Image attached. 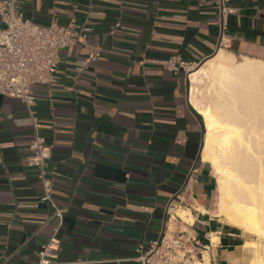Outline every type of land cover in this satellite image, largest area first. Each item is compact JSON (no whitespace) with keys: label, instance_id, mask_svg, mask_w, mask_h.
<instances>
[{"label":"crops","instance_id":"1","mask_svg":"<svg viewBox=\"0 0 264 264\" xmlns=\"http://www.w3.org/2000/svg\"><path fill=\"white\" fill-rule=\"evenodd\" d=\"M17 6L41 25L75 20L81 38L59 51L56 81L33 86L61 225L29 161L28 106L0 94V264H37L55 234L60 264H140L132 259L139 246L164 232L206 245L212 264H251L256 237L213 213L218 186L203 156L205 121L190 102L188 68H173H196L220 49L264 61V0H227L223 11L220 0Z\"/></svg>","mask_w":264,"mask_h":264},{"label":"bare ground","instance_id":"2","mask_svg":"<svg viewBox=\"0 0 264 264\" xmlns=\"http://www.w3.org/2000/svg\"><path fill=\"white\" fill-rule=\"evenodd\" d=\"M189 73L190 102L207 130L203 156L217 178L213 213L253 234L251 264H264V61L220 49ZM177 212L192 221L189 210Z\"/></svg>","mask_w":264,"mask_h":264},{"label":"built area","instance_id":"3","mask_svg":"<svg viewBox=\"0 0 264 264\" xmlns=\"http://www.w3.org/2000/svg\"><path fill=\"white\" fill-rule=\"evenodd\" d=\"M220 0L222 11L224 2ZM0 94L19 98L26 103L34 123V138L31 142L33 155L29 161L39 168V176L43 185L42 199L50 203L53 216L63 220V209L53 199L54 183L47 177V160L51 155V147L45 144L40 134V124L33 107L36 98L33 93L35 84H52L56 81V68L59 62V51L78 41L75 20L63 25L53 22L41 25L25 18L17 6V0H2L0 4ZM81 27V31L89 30ZM180 67L194 69L192 64L180 61L174 70ZM184 233L164 232L159 239L150 243L146 250L142 246L137 249V255L132 259L140 264H204L206 260V245L200 244ZM58 237L53 235L45 244H42L37 264H60L53 257ZM71 262L70 264H75ZM80 263V262H77ZM123 264L122 260H119ZM209 264L212 261L209 257Z\"/></svg>","mask_w":264,"mask_h":264},{"label":"rangeland","instance_id":"4","mask_svg":"<svg viewBox=\"0 0 264 264\" xmlns=\"http://www.w3.org/2000/svg\"><path fill=\"white\" fill-rule=\"evenodd\" d=\"M242 59H243V58H242ZM242 59H239V60L237 59V60L240 62V61H242ZM206 255H207V254H206ZM257 256H258V253L256 252L253 258H257ZM207 257H208V255H207Z\"/></svg>","mask_w":264,"mask_h":264}]
</instances>
